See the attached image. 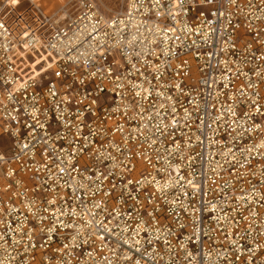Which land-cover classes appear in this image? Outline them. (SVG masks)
I'll list each match as a JSON object with an SVG mask.
<instances>
[{
	"label": "built area",
	"instance_id": "2783aa9c",
	"mask_svg": "<svg viewBox=\"0 0 264 264\" xmlns=\"http://www.w3.org/2000/svg\"><path fill=\"white\" fill-rule=\"evenodd\" d=\"M73 1L0 0V264H264V0Z\"/></svg>",
	"mask_w": 264,
	"mask_h": 264
},
{
	"label": "rangeland",
	"instance_id": "374dc122",
	"mask_svg": "<svg viewBox=\"0 0 264 264\" xmlns=\"http://www.w3.org/2000/svg\"><path fill=\"white\" fill-rule=\"evenodd\" d=\"M7 1V0H4ZM16 10H23L30 4L38 5L41 11L51 18L52 23L62 22L65 18L73 15V0H19ZM99 10L106 15L113 14L121 9L124 0H95ZM64 14V15H63ZM65 18H64V17ZM2 144H7V139H2Z\"/></svg>",
	"mask_w": 264,
	"mask_h": 264
},
{
	"label": "bare ground",
	"instance_id": "6f19581e",
	"mask_svg": "<svg viewBox=\"0 0 264 264\" xmlns=\"http://www.w3.org/2000/svg\"><path fill=\"white\" fill-rule=\"evenodd\" d=\"M8 1V3L9 4H11V5H15V6H17L19 3H20V1L19 0H7ZM29 1H32V2H34L35 0H29ZM61 2H63V0H60ZM64 15V14H63ZM64 17V16H63ZM65 18V17H64ZM20 26V25H19Z\"/></svg>",
	"mask_w": 264,
	"mask_h": 264
}]
</instances>
